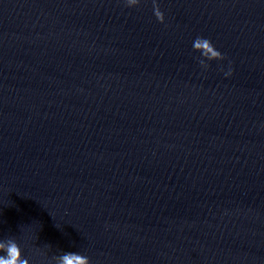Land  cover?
Instances as JSON below:
<instances>
[{
	"label": "water",
	"instance_id": "obj_1",
	"mask_svg": "<svg viewBox=\"0 0 264 264\" xmlns=\"http://www.w3.org/2000/svg\"><path fill=\"white\" fill-rule=\"evenodd\" d=\"M3 239L264 264V0H0Z\"/></svg>",
	"mask_w": 264,
	"mask_h": 264
},
{
	"label": "clouds",
	"instance_id": "obj_2",
	"mask_svg": "<svg viewBox=\"0 0 264 264\" xmlns=\"http://www.w3.org/2000/svg\"><path fill=\"white\" fill-rule=\"evenodd\" d=\"M134 2V0H132ZM223 58V54H221ZM226 73V75H229ZM0 264H30L29 259L23 255V249L14 239L0 240ZM80 259V264H90L87 256L79 253H63L55 257V264H72L73 261Z\"/></svg>",
	"mask_w": 264,
	"mask_h": 264
}]
</instances>
